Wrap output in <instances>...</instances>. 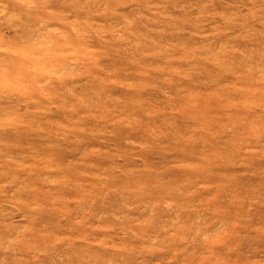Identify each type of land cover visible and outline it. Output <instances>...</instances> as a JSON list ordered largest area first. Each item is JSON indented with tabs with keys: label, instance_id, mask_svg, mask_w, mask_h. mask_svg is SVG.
Masks as SVG:
<instances>
[{
	"label": "rangeland",
	"instance_id": "374dc122",
	"mask_svg": "<svg viewBox=\"0 0 264 264\" xmlns=\"http://www.w3.org/2000/svg\"><path fill=\"white\" fill-rule=\"evenodd\" d=\"M0 264H264V0H0Z\"/></svg>",
	"mask_w": 264,
	"mask_h": 264
}]
</instances>
